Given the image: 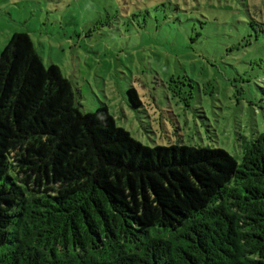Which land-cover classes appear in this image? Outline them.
<instances>
[{
    "label": "trees",
    "instance_id": "1",
    "mask_svg": "<svg viewBox=\"0 0 264 264\" xmlns=\"http://www.w3.org/2000/svg\"><path fill=\"white\" fill-rule=\"evenodd\" d=\"M240 2L202 17L264 25ZM240 138L239 163L145 146L106 106L81 113L59 68L14 33L0 52V264H264V131Z\"/></svg>",
    "mask_w": 264,
    "mask_h": 264
},
{
    "label": "rangeland",
    "instance_id": "2",
    "mask_svg": "<svg viewBox=\"0 0 264 264\" xmlns=\"http://www.w3.org/2000/svg\"><path fill=\"white\" fill-rule=\"evenodd\" d=\"M226 1L242 8L240 0H164L174 4L164 13L149 0H0V52L26 33L43 65L71 83L81 113L106 106L145 146L220 148L239 163L240 137L264 131V25L202 17ZM249 2L264 23V0Z\"/></svg>",
    "mask_w": 264,
    "mask_h": 264
}]
</instances>
